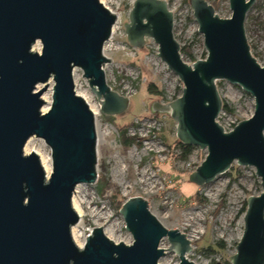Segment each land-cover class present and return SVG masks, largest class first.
<instances>
[{
    "label": "water",
    "instance_id": "obj_1",
    "mask_svg": "<svg viewBox=\"0 0 264 264\" xmlns=\"http://www.w3.org/2000/svg\"><path fill=\"white\" fill-rule=\"evenodd\" d=\"M257 0H229L231 17L221 19L206 0H188L207 57L187 65L173 35V14L163 0H135L124 30L128 45L142 50L147 40L157 57L182 84V95L154 113L176 123L179 143L205 151L189 176L197 187L238 167L253 168L261 193L246 201L244 230L231 264H264V67L251 55L244 24ZM116 16L98 0H0V264H159L167 253L179 264L191 244L166 229L146 200L132 198L120 210L131 245L115 244L96 228L82 249L71 238L79 221L72 206L78 186L95 185L97 130L88 104L75 92L80 69L100 113H124L129 99L106 83L103 56ZM39 43L41 51L33 47ZM50 89L49 111L41 113V93ZM239 87L254 100V114L226 133L217 119L223 104L216 82ZM45 85L38 93L37 86ZM32 137L50 149L47 179L33 152L23 153ZM163 240L170 245L160 248Z\"/></svg>",
    "mask_w": 264,
    "mask_h": 264
},
{
    "label": "rangeland",
    "instance_id": "obj_2",
    "mask_svg": "<svg viewBox=\"0 0 264 264\" xmlns=\"http://www.w3.org/2000/svg\"><path fill=\"white\" fill-rule=\"evenodd\" d=\"M106 1L118 7L121 14L114 43L107 45L113 62L107 67L106 82L110 85L111 77H116L119 73L124 75L126 70L131 69L138 72L141 84L136 95L130 98L124 113L107 117L100 113L98 101L92 94L87 80L82 77V71H74L76 94L87 95L90 103L97 107L99 112L96 119L98 182L95 185L79 186L75 194L84 215L83 224L78 228L79 241L84 243L85 234L105 227L113 228V243L131 245L133 239L125 229L120 210L129 199L142 198L147 201L152 215L166 229L177 230L192 238L188 261L193 264H231V258L236 254V247L243 235L244 203L250 197L260 195V180L253 168L238 167L234 163L229 172L217 177L209 185L199 188L189 182V176L193 172L181 168L184 161L176 159L175 149L172 147L178 142L176 123L169 115L154 113L151 109L152 104L160 100L166 102L180 98L182 84L157 57L152 41H147L144 48L139 50L140 56L136 60L128 59L124 55L122 48L129 47L124 26L128 23L129 12L135 0ZM163 1L169 2L170 5H180L181 14L173 35L179 44L183 61L192 66L194 62L206 59L203 36L198 33L197 24L189 20L190 12L182 5L183 0ZM206 1L212 5L219 18L231 17L229 0ZM244 29L251 55L264 67V0H257L252 6L247 14ZM40 51L41 45L37 43L35 52ZM142 56H148L149 61L145 63ZM151 84L163 93V97L148 92ZM52 85V81H49L48 89L42 93L41 100L42 97L51 100ZM39 86H42V89L45 87ZM216 86L222 104L231 110L230 113L222 111L218 119V124L228 133L240 122L253 116L254 100L239 87L225 81L216 82ZM148 118H160L163 122L158 139H152L147 128L136 130L139 129V123ZM123 129L127 130L128 136L138 139L137 145L126 149L120 144V132ZM31 140L30 148L40 150L51 162L50 149L45 142L35 137ZM206 156L205 151L195 148L187 160L198 167ZM219 244L222 245L221 248ZM169 247L167 240L160 246L166 251ZM210 247L214 253L206 255L205 251ZM158 263L179 264V259L176 254L167 253Z\"/></svg>",
    "mask_w": 264,
    "mask_h": 264
},
{
    "label": "built area",
    "instance_id": "obj_3",
    "mask_svg": "<svg viewBox=\"0 0 264 264\" xmlns=\"http://www.w3.org/2000/svg\"><path fill=\"white\" fill-rule=\"evenodd\" d=\"M98 1L100 2V4L105 9H107L111 14H113V15L116 16L115 17L116 18L115 23H114L113 27L111 28V32H110L109 39L105 43V45L103 46V51H102L103 52V56L106 59L109 60L108 63H106V64H104L102 66V70H103V72L105 74V78L107 80V78H108V70H107V67H108V65L110 63L113 62L112 55H110L108 53V51H107V45H108V43H110V44L114 43V40L116 38V29H117V26H118L117 24H118V22H120V19H121L120 15L121 14L118 12V10H119L118 7L113 6V4L107 2L106 0H98ZM166 3L168 5L169 11L173 14V33H175L176 26H177V20H178V17H180V14H181V9L179 8L180 5L177 6V5H174V4L170 5L169 2H166ZM208 4L211 5L209 2H208ZM182 5L184 7H187V9L190 12L189 20L190 21L193 20V14H192V11L190 9L189 4H184V2L182 1ZM147 41H149V40H147ZM153 44H154V42H153ZM126 47L122 48V50L125 51L124 55L128 59L136 60L140 56L139 50L134 49V48H132L130 46L128 48H126ZM155 49H156V55H157V46L156 45H155ZM142 57H143V59H144L143 61L145 63L149 61L148 56H142ZM110 83H111L110 85H108V84L107 85L110 87V89L112 91H114L115 93H117L119 96L130 100V98L133 97L134 95H136V93L138 92V88H139V86L141 84V81H140V77H139L138 72H134L131 69H128V70H126V73L124 75L122 73H119L118 76L111 77ZM173 101L174 100H170V101L163 102V101L160 100L159 102L161 104H163V105H167V104H169V103H171ZM220 114L218 116V119L220 118ZM218 119H217V122H218ZM139 124H138L139 125V129L136 128V130L142 131V130H144V129L147 128V132L149 133V135H150V137L152 139H158V134L163 129V122H162V120L160 118H148V119H145L143 122H140ZM232 130L233 129H231L229 132H231ZM97 138H98V135H97ZM97 146H98V141H97ZM179 155H181L180 149H175V156H179ZM198 167H195L191 163V161H188V160H185L181 164V168L183 170H188V171H192V172H194ZM76 193H77V191L75 190L73 196H75ZM91 235H92V232H89L87 235L85 234L84 241L89 236H91ZM185 236L190 241V244H191V247H192V242H193L192 238L189 237V236H187V235H185ZM163 241H165V240H163ZM160 246H161V244H160ZM164 251H166V250H164ZM188 256L189 255H187L186 258H188Z\"/></svg>",
    "mask_w": 264,
    "mask_h": 264
},
{
    "label": "bare ground",
    "instance_id": "obj_4",
    "mask_svg": "<svg viewBox=\"0 0 264 264\" xmlns=\"http://www.w3.org/2000/svg\"><path fill=\"white\" fill-rule=\"evenodd\" d=\"M33 50L35 51V46L33 47ZM74 76H76L75 73H74ZM41 89H42V86H38L34 93L38 94ZM77 95L80 96L82 99H84V101L88 104V106H89L90 110L92 111L93 116L95 118V125L97 128L98 123H97L96 119L99 116V112H98L97 107L93 106L90 103L87 95L82 94V93H77ZM42 101L46 104V106H44V108L41 109L42 110L41 113L46 114L49 111L50 101H49V99H47L45 97H42ZM31 142H32L31 139H29L26 142V144L24 146V154L27 156V155H31V153L33 152L36 156H38V160L42 166V169L45 173L46 178L48 179L49 176L51 175V171H52L51 162H50V160H47V158L42 155L40 150H38L34 147L30 148V146L32 145ZM78 189H79V186L76 188V191ZM72 206H73L75 213L78 216L79 221L76 225H74L71 228V238L73 240V243L77 246V248L82 249L86 240L84 241V243L79 241L78 228L81 226V224H83L84 215H83V211H82V208L80 206V203L78 201H76L75 196H73V198H72ZM100 228L103 230V234L107 239H109L110 241H112V240L114 241L115 232H114L113 228H105V227H100Z\"/></svg>",
    "mask_w": 264,
    "mask_h": 264
},
{
    "label": "trees",
    "instance_id": "obj_5",
    "mask_svg": "<svg viewBox=\"0 0 264 264\" xmlns=\"http://www.w3.org/2000/svg\"><path fill=\"white\" fill-rule=\"evenodd\" d=\"M183 2H184V4H189L188 0H183ZM193 61H195V60H193ZM148 92L150 94L163 97V93L161 91H159L152 84L148 87ZM222 111L227 112V113H230L231 112V110L226 105H224V104H223ZM119 141H120V144L124 148H126V149H129V148L137 145V143H138L137 142L138 139L136 137H130V136H128L126 129L125 130L124 129L121 130ZM172 147H173V149H180L181 155L176 156V159H179V160H182V161L187 160L188 157L190 156V154L192 153V151L195 149V148H192V147L185 146V145L179 143V141L176 142V144H174V146H172ZM245 211H246V202L244 203V207H243V210H242V214H244ZM221 247H222V245L219 244V248H221ZM213 253H214V250H213L212 247L207 248L206 251H205V254L206 255H210V254H213Z\"/></svg>",
    "mask_w": 264,
    "mask_h": 264
},
{
    "label": "flooded vegetation",
    "instance_id": "obj_6",
    "mask_svg": "<svg viewBox=\"0 0 264 264\" xmlns=\"http://www.w3.org/2000/svg\"><path fill=\"white\" fill-rule=\"evenodd\" d=\"M151 109H152V107H151Z\"/></svg>",
    "mask_w": 264,
    "mask_h": 264
}]
</instances>
